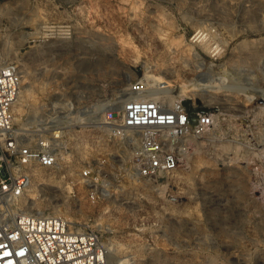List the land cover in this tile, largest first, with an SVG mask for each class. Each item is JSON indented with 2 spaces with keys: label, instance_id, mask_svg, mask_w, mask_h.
I'll return each instance as SVG.
<instances>
[{
  "label": "rangeland",
  "instance_id": "obj_1",
  "mask_svg": "<svg viewBox=\"0 0 264 264\" xmlns=\"http://www.w3.org/2000/svg\"><path fill=\"white\" fill-rule=\"evenodd\" d=\"M0 64L23 72L18 132L63 131L59 153L74 166L133 149L97 139L137 80L215 119L179 142L174 174L133 180L111 160L97 203L77 171L40 170L28 211L100 232L110 264H264V0H0ZM196 65L249 80L210 99L193 86Z\"/></svg>",
  "mask_w": 264,
  "mask_h": 264
},
{
  "label": "built area",
  "instance_id": "obj_2",
  "mask_svg": "<svg viewBox=\"0 0 264 264\" xmlns=\"http://www.w3.org/2000/svg\"><path fill=\"white\" fill-rule=\"evenodd\" d=\"M22 83L18 66L0 64V264H110L109 248L100 232L23 206L37 173L47 170L65 178L77 171V181L90 188L89 199L97 203L104 197L111 160L116 158L129 168L133 180L174 174L182 160L179 142L190 134L207 132L215 119L182 100L144 99L149 83L140 79L129 84L122 109L105 114L106 126L99 129L97 139L104 145L114 141L126 151L133 149L124 156L111 154L74 166L61 157L59 136L18 132L15 108Z\"/></svg>",
  "mask_w": 264,
  "mask_h": 264
},
{
  "label": "bare ground",
  "instance_id": "obj_3",
  "mask_svg": "<svg viewBox=\"0 0 264 264\" xmlns=\"http://www.w3.org/2000/svg\"><path fill=\"white\" fill-rule=\"evenodd\" d=\"M248 11V10H247ZM59 26V25H58ZM68 26V25H67ZM48 26L46 25V28H47ZM58 28V27H57ZM65 29V28H64ZM56 30V29H55ZM58 30V29H57ZM62 31V30H61ZM39 32V31H38ZM50 32H51V30H50ZM65 32V31H64ZM64 32H62V33H64ZM56 33V36H54V34ZM55 33H45L46 35L45 36H47V38L49 37V38H54V37H56V38H62V36H57V32H55ZM58 33H59V31H58ZM61 33V34H62ZM35 34H40V33H37V32H35ZM209 34V33H208ZM59 35V34H58ZM201 35V34H200ZM203 35V34H202ZM65 36H66V34H65ZM205 36V35H204ZM203 36V37H204ZM208 36V35H207ZM206 36V37H207ZM210 36V35H209ZM215 36V35H214ZM67 37V36H66ZM65 37V38H66ZM205 37V38H206ZM210 38V37H209ZM215 38H218V37H215ZM68 39V38H67ZM211 41V40H210ZM214 41V40H213ZM207 42H208V39H207ZM206 42V43H207ZM222 42V41H221ZM212 43V42H211ZM223 43V42H222ZM214 44H216V43H214ZM221 44V43H220ZM224 45V44H223ZM207 46V45H206ZM172 47V46H171ZM175 47V46H174ZM208 47V46H207ZM217 47V46H216ZM210 48V47H209ZM173 49V48H172ZM194 49V48H193ZM213 48H212V46H211V50H212ZM215 49V48H214ZM224 49V48H223ZM227 49V48H226ZM217 50V49H216ZM215 50V51H216ZM208 51V50H207ZM219 51V50H218ZM218 51H217V53H218ZM223 51V50H222ZM213 52V51H212ZM216 53V52H215ZM232 56V55H231ZM199 57V56H198ZM214 57H215V54H214ZM206 65V64H205ZM197 67L195 68V70L197 71V78L194 80V82H196V84L194 85L193 84V86L197 89L196 91L197 92H199L200 94H204V93H206V95L208 94L209 95V98L210 99H212V97H213V94H211V92H214V91H216V90H218V89H222L223 90V92L225 93V96L227 97V96H229L232 92H235V91H238V88H239V86L240 85H246L247 83V81L249 80L248 79V76L247 75H242V74H239V75H236L235 77H233V73H232V69H231V75H232V79L233 80H231V82H229L228 81V78L226 77V74H225V70H224V72L221 70V71H219V72H217V71H215L214 70V68H212V67H208V68H206L204 65H196ZM199 66V67H198ZM46 67V66H45ZM194 68V67H193ZM222 68V67H221ZM228 68V66L226 67V69ZM230 69V68H229ZM229 69H227V70H229ZM230 71V70H229ZM194 72V71H193ZM224 74H223V73ZM227 72V71H226ZM230 73V72H229ZM237 73V72H236ZM228 74V73H227ZM238 74V73H237ZM228 76H229V74H228ZM238 76V77H237ZM25 81V80H24ZM249 84V83H248ZM252 89V88H251ZM256 92H257V94H258V96H259V98L264 102V90H260V89H254ZM253 90V91H254ZM151 92V91H150ZM148 93L147 95H145L143 98L144 99H146V100H159V98H162V99H168L169 97L168 96H166L165 95V93H162L163 95L162 96H158L159 94H160V92H156V94H154V91H152L151 93ZM215 93V92H214ZM254 94V93H253ZM222 99V98H221ZM224 101H222V103L224 102V105H226V106H230L231 105V103H230V101H229V99L227 98V99H223ZM167 101V100H166ZM213 101V100H212ZM220 101V102H221ZM234 103V102H233ZM236 103V102H235ZM257 103V102H256ZM258 104V103H257ZM238 105V104H237ZM230 107H232V106H230ZM238 108V107H237ZM263 109H264V107H262ZM122 109V104L120 105V107H119V111ZM239 109V108H238ZM252 110V109H251ZM250 110V111H251ZM242 111V110H241ZM254 112V111H253ZM259 112H261V111H259ZM235 113V112H234ZM254 116H256V115H254ZM263 116V115H262ZM259 117V116H258ZM104 125L106 124V122H104L103 123ZM102 124V125H103ZM39 126V125H38ZM34 127V126H33ZM36 127V126H35ZM41 128V127H40ZM58 128H62V127H55V129H58ZM61 133H63V131H56L54 134L55 135H57V136H59ZM231 145V144H230ZM225 146V145H224ZM238 147V146H237ZM225 148V150H226V147H224ZM232 148V147H231ZM235 148V147H234ZM233 148V149H234ZM228 150V149H227ZM223 152H224V150H223ZM37 177L38 178H40V179H43L44 178V175L43 174H41V173H38L37 174ZM45 182V181H44ZM34 189V188H33ZM31 190V189H30ZM32 192H34L33 190H32ZM34 194V193H33ZM26 198V197H25ZM24 198V200L22 201V204H23V206L24 207H27V209H28V205H29V203L27 202V199H25ZM29 199V198H28ZM30 204H32V205H34V206H36L37 205V203H34V202H32V203H30ZM63 214V213H62ZM64 215V214H63ZM62 215V216H63Z\"/></svg>",
  "mask_w": 264,
  "mask_h": 264
}]
</instances>
